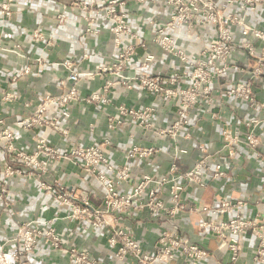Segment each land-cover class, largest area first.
Returning <instances> with one entry per match:
<instances>
[{"label":"built area","instance_id":"1","mask_svg":"<svg viewBox=\"0 0 264 264\" xmlns=\"http://www.w3.org/2000/svg\"><path fill=\"white\" fill-rule=\"evenodd\" d=\"M19 1L0 0V13L5 18H11L13 5ZM131 1L72 0L70 4H55L61 25L67 21L69 11L81 12L84 35L99 34L100 23L106 22L113 35V59L97 71L83 70L81 61L72 58L56 62L68 70L67 78L60 80L62 90L44 95L36 105L25 100L24 111L15 121L18 127L39 129L30 147L18 145L17 132L0 116V214L2 208L12 204L14 199L10 184L19 177L36 181L40 190L54 201L58 211L53 216L35 214L14 220L15 232L12 234L4 232L0 217V264H35L33 259L40 255L44 245L68 257L71 264H109L94 256L90 248L68 241L57 227L61 218L87 223V229L107 230V241L119 264H171L180 258L194 264H206L210 260L208 250L194 242L178 226L163 228L155 250H146L132 229L118 224L121 215L144 210L155 215L163 214L169 219H175L183 212L194 215L208 213L210 217L198 220V227L211 231L220 239L228 252L230 264H238L243 239L248 234L256 241L255 262L264 263V211L261 209L264 205V185L262 196L254 203L248 198L238 197L224 198L214 205L190 204L191 194L186 192L190 184L207 188L210 179L227 178L228 167L224 161H213L208 146L203 143L197 145L200 157L191 168L180 170L178 164L179 159L188 153L189 145L184 143L192 138L189 127L193 123L195 108L202 107L212 117L218 116L214 108L217 95L222 92L220 83L232 69L231 57L235 51L241 50L254 59L251 79L264 76V29L247 20V13L264 6V0H134L141 7L138 20L132 18ZM136 25L146 29L142 31ZM210 29L213 32L207 37L206 32L209 33ZM237 32L242 36L239 43L236 41ZM31 36L34 40L45 41L48 47L54 45L55 32L46 33L37 29ZM185 39L201 42L200 51L189 53ZM153 45L177 58L180 64L167 74L154 72L151 64L157 56L152 50ZM20 48L21 44H17L4 49L20 53ZM90 55L86 52L82 59L87 60ZM32 59L39 64L44 63L41 56ZM30 71V67H26L12 74L11 81L18 82ZM108 74L114 78L106 80L99 90L82 95L81 82ZM115 87L140 89L176 104L174 120L168 125H157L160 114L155 104L137 107L122 103L118 105L117 113L108 119L110 130L128 128L133 124L134 128L142 129L143 138L149 142H132L127 149L128 159H150L159 150L161 139L169 140L172 163L164 175L142 174L133 179L127 164L115 163L109 157L107 147L112 143L110 137L90 145L70 144L71 131L63 122L71 117L69 105L79 100L109 104L108 92ZM226 94L253 107L259 104L249 82L231 84ZM0 96L3 103L19 97L18 93L9 90L0 91ZM260 105L264 107V103ZM51 109H56L58 113L48 115ZM263 123L262 117L246 118L245 132L234 131L226 125L222 133L227 156L234 159L239 148L248 146L253 149L256 158L263 160L260 132ZM46 129H51L70 145L67 148L52 145L45 134ZM130 137L134 139L135 134L131 132ZM63 161L80 166L87 185L92 181L101 184L104 191L101 205L93 202L91 190H83L55 172L57 165ZM126 181H133V185L130 190L123 191L119 184ZM165 191H168L167 200L161 196ZM253 204L257 210L253 209ZM63 212L65 215L61 214ZM215 215L226 218L219 220Z\"/></svg>","mask_w":264,"mask_h":264},{"label":"crops","instance_id":"2","mask_svg":"<svg viewBox=\"0 0 264 264\" xmlns=\"http://www.w3.org/2000/svg\"><path fill=\"white\" fill-rule=\"evenodd\" d=\"M72 0H21L13 5V16L5 18L0 13V91L9 90L18 93V99L3 103L0 96V116L4 117L7 125L13 126L18 135L17 143L21 147H30L33 144L34 134L39 129L28 130L18 127L15 124L17 117L24 111L23 102L29 100L36 105L44 95L58 93L62 90L60 80L67 78L68 70L65 66L56 62L72 58L81 61L80 67L83 70L97 71L102 65L111 62L113 59V35L107 27L106 22L100 23L101 31L97 35L82 32V15L79 10L68 12V19L64 24H59L55 4H70ZM133 20L139 18L141 7L132 0L130 2ZM247 20L250 24L264 29V6L258 7L254 12L247 13ZM138 28L141 27L136 25ZM144 28V27H143ZM140 28L142 31L143 29ZM42 30L46 33L55 32L54 45L48 47L43 40H34L31 36L34 30ZM213 31L210 29L207 37ZM146 37L148 32L146 31ZM242 36L236 34V41L239 43ZM21 44L20 53L7 51L6 47H15ZM185 47L189 53L197 54L202 43L191 39L184 40ZM152 50L157 60L151 64L154 72L167 74L180 63L177 58L166 54L161 47L153 45ZM90 52V58L82 59L83 54ZM31 57L30 59L28 57ZM41 56L43 64H39L32 57ZM137 59V58H135ZM254 59L247 53L237 50L231 57V71L221 80L222 92L217 95V105L214 111L218 116L212 117L209 111L202 107L195 108L193 112V123L189 130L192 138L185 141L188 146V153L183 155L179 161L180 170L191 168L200 157L197 145L203 143L208 146V153L213 161H224L227 164L229 176L224 179H210L207 188H197L190 184L186 192L191 194L189 198L192 203L216 204L224 198L245 197L253 203L262 196L264 185V159H258L251 147L242 146L238 149L237 156L231 159L227 151L223 149V129L226 125L234 131L245 132L244 120L257 116L264 118V76L258 79H251V68ZM26 67H30L29 74L24 75L18 82L11 81V75L19 73ZM241 67L242 69H240ZM132 72V70H130ZM112 74L100 75L89 82H81L79 87L82 95L99 90L106 80L113 79ZM235 82H249L254 88L259 104L255 107L235 96L227 95L226 89ZM111 99L109 104L86 103L79 100L69 105L71 117L63 122L69 126L71 131L70 144L90 145L101 142L105 137H110L111 145L107 147L109 157L115 163L127 164L136 179L138 175L151 174L156 176L164 175L169 171L172 163L171 142L161 139L157 153L150 159H128L127 149L134 141L147 143L143 138L142 129L131 124L128 128L110 130L108 119L117 113L119 104L126 103L132 106H146L155 104L160 117L157 125H168L174 120L176 104L162 100L155 94L147 93L140 89L127 90L123 87H115L108 92ZM58 111L51 109L48 115H55ZM135 138L130 137V133ZM263 144L261 150L264 153V123L260 129ZM45 134L52 145L67 148L69 143L63 142L61 137L46 129ZM149 143V142H148ZM58 175L68 178V181L77 185L83 190L92 191V200L96 205H101L104 191L100 183L92 181L90 185L85 182L84 170L68 161L59 163L55 169ZM133 181H126L119 184L123 191L132 188ZM10 189L13 197L12 204L2 208L0 214L4 232L12 234L15 232L14 220L24 219L35 214L53 216L56 212L54 201L45 192L40 190L36 181L24 177L15 178L11 181ZM168 199V191L161 195ZM255 210V204L252 205ZM258 209V208H257ZM256 209V210H257ZM264 211V205L261 207ZM251 210V206H250ZM65 215V212L61 213ZM201 217H210V214L200 215L183 212L175 219L166 218L162 215L152 214L144 210L135 214H123L120 217L119 225L132 229L136 238L140 239L148 251H154L157 244L159 232L163 229H179L188 234L191 239L207 249L210 260L206 264H230V257L220 239L209 230H201L198 227V220ZM216 219H224V215H215ZM88 224L61 218L57 227L64 234V237L71 242L86 246L91 249L94 256L103 259L109 264H119L115 259L114 250L107 241V230H96L92 227L86 228ZM255 239L248 234L243 239V246L239 256L238 264H264L254 260ZM35 264H71L68 257L51 251L44 245L40 255L33 259ZM171 264H194L185 258H180Z\"/></svg>","mask_w":264,"mask_h":264}]
</instances>
